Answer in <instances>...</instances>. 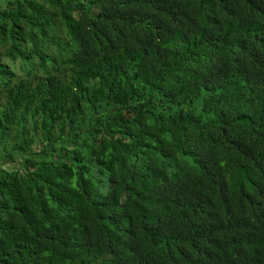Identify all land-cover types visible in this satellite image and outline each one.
<instances>
[{
	"label": "trees",
	"instance_id": "1",
	"mask_svg": "<svg viewBox=\"0 0 264 264\" xmlns=\"http://www.w3.org/2000/svg\"><path fill=\"white\" fill-rule=\"evenodd\" d=\"M0 264H264V0H0Z\"/></svg>",
	"mask_w": 264,
	"mask_h": 264
}]
</instances>
